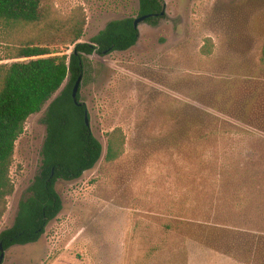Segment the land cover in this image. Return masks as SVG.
<instances>
[{"label":"rangeland","instance_id":"obj_1","mask_svg":"<svg viewBox=\"0 0 264 264\" xmlns=\"http://www.w3.org/2000/svg\"><path fill=\"white\" fill-rule=\"evenodd\" d=\"M49 4L58 28L80 20L79 42H91L110 21L137 18L140 0ZM165 4L157 23L139 24L135 46L89 56L81 99L102 158L58 181L63 210L37 242L7 249L3 264H264V0ZM42 26L12 30L9 42L0 30V64ZM73 47L55 45L59 54ZM51 99L16 142L0 233L40 171ZM117 128L125 143L110 162Z\"/></svg>","mask_w":264,"mask_h":264},{"label":"trees","instance_id":"obj_2","mask_svg":"<svg viewBox=\"0 0 264 264\" xmlns=\"http://www.w3.org/2000/svg\"><path fill=\"white\" fill-rule=\"evenodd\" d=\"M49 1L0 0V30L8 31L5 34L8 42L12 30L43 24L42 33L32 42L11 48L9 45L6 59L13 61L0 64V217L15 189L11 167L16 142L24 133L30 115L41 111L68 80L45 112L47 134L40 171L29 186L28 195L19 202L14 223L0 233L5 250L37 242L63 210V199L56 187L58 181L80 178L102 158L103 144L86 124L88 107L81 99V88L80 104L72 96L78 77L81 74L85 77L89 56L126 51L140 37L135 18L127 17L110 21L91 42H79L84 22L73 19L65 28H58L51 16ZM165 5V0H140L139 16L149 15L145 21L157 23L165 15H161ZM60 41L74 44L71 53L59 54L55 45ZM207 43L202 51L210 54L212 39L207 38ZM124 143L121 128L111 132L106 160H116Z\"/></svg>","mask_w":264,"mask_h":264},{"label":"water","instance_id":"obj_3","mask_svg":"<svg viewBox=\"0 0 264 264\" xmlns=\"http://www.w3.org/2000/svg\"><path fill=\"white\" fill-rule=\"evenodd\" d=\"M165 14V10H163L161 12V15H164ZM149 17V15H144V16H138L137 18L134 19V25L135 27H139V24L141 22H144L147 18ZM82 80H83V74H81L75 85H74V88H73V93H72V96H73V100L76 104H80L79 100H78V93L80 91V88H81V84H82ZM86 124L88 126H91V119H90V116H89V112L87 110V114H86ZM5 252L6 250L4 249L2 243H0V264H3L4 263V259H5Z\"/></svg>","mask_w":264,"mask_h":264}]
</instances>
